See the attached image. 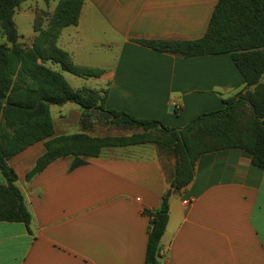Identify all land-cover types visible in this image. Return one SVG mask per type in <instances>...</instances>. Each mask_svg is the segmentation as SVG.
<instances>
[{"label": "crops", "instance_id": "0c3cea01", "mask_svg": "<svg viewBox=\"0 0 264 264\" xmlns=\"http://www.w3.org/2000/svg\"><path fill=\"white\" fill-rule=\"evenodd\" d=\"M218 1L85 0L79 24L72 26L76 32L63 38L65 28L58 45L72 44L62 50L76 65L104 74L83 79L61 73L76 90H106V109L183 128L223 108L222 100L244 89L243 76L229 54L186 59L137 41L201 39ZM35 17L32 12L33 30ZM92 31L100 32V56L80 48L82 42L95 46ZM55 107V137L83 132L78 105ZM92 121L95 137L142 132ZM45 153L40 142L9 162L32 223L29 231L0 222V264H145V211L158 209L171 189L175 160L160 156L151 143L107 147L73 171L71 158L60 159L27 181ZM162 245L161 264H264V170L253 166L249 153L230 149L199 158L192 183L170 198Z\"/></svg>", "mask_w": 264, "mask_h": 264}, {"label": "trees", "instance_id": "16d2710c", "mask_svg": "<svg viewBox=\"0 0 264 264\" xmlns=\"http://www.w3.org/2000/svg\"><path fill=\"white\" fill-rule=\"evenodd\" d=\"M27 1L0 0V37L6 38L5 43H0V172L5 179V184H0V222L21 223L30 231L32 215L9 162L35 144L44 142L46 153L27 174V181L60 159L71 158L73 171L99 157L107 147L155 144L160 156L175 160L171 189L163 195L158 209L145 211L150 217L145 264H161L170 198L192 183L202 155L240 149L251 155L254 167L264 170V0H219L206 34L198 40L137 41L152 50L186 59L229 54L243 76L244 89L222 100L223 108L202 113L183 128L106 109V90L74 89L61 72L47 64L83 79H97L104 74L102 69L76 65L58 45L62 31L79 24L84 0H59L52 15L46 18L47 28L44 14L36 17L35 39L25 48L19 42L14 18ZM68 103L81 109L84 130L55 137L51 107ZM246 110L251 115L242 123ZM93 118L142 132L95 137L89 134Z\"/></svg>", "mask_w": 264, "mask_h": 264}, {"label": "rangeland", "instance_id": "374dc122", "mask_svg": "<svg viewBox=\"0 0 264 264\" xmlns=\"http://www.w3.org/2000/svg\"><path fill=\"white\" fill-rule=\"evenodd\" d=\"M58 1L59 0H55V1H50V2L47 3L45 0H28L27 2L22 4V6L18 9V11H17V13L15 15V18H14L17 30H18L19 35H20L19 42L21 43L22 46H24L25 48L30 47L33 44V41L35 39V37L31 38V35L34 32V30H33L32 12H35V16L36 17L41 16L42 13L44 14V18H43L44 28H47L48 21H46L47 20L46 18H48L49 16L52 15L54 10L56 9ZM34 22H35V20H34ZM83 24H84V22H83ZM75 30L76 29L73 28V27H70V28L68 27V29H66L63 32V38L65 36H67L68 34H73L74 35V33L76 32ZM90 34L92 35L93 39L96 41V42H94L95 46L89 45L88 43H85V42H82L81 45H80V48L83 49V50L88 49V51L91 54V57L100 56V54H101L100 32L98 33L99 36H96L97 33L95 31L90 32ZM5 42H6V38L1 36L0 37V43H5ZM69 45H72V44H68V46H65V45L62 44V49H64L65 51H68L69 50V48H68ZM47 65L49 67H51L53 69L55 68L57 71L61 72L59 66L53 65L51 63H48ZM71 76H73V75H71ZM51 114H52L53 117H56V107L55 106H52ZM250 115H251L250 111L246 110L245 113L242 116V123H245L246 120L250 117ZM102 125H103V128L106 127L105 126L106 124L103 123ZM111 131L112 130H107L106 131L104 129H101V132H99V133H106V132L108 133V132H111Z\"/></svg>", "mask_w": 264, "mask_h": 264}, {"label": "built area", "instance_id": "2783aa9c", "mask_svg": "<svg viewBox=\"0 0 264 264\" xmlns=\"http://www.w3.org/2000/svg\"><path fill=\"white\" fill-rule=\"evenodd\" d=\"M175 109H176L178 112L180 111V110H179V107H176ZM187 203H188V201L185 202V204H187Z\"/></svg>", "mask_w": 264, "mask_h": 264}]
</instances>
